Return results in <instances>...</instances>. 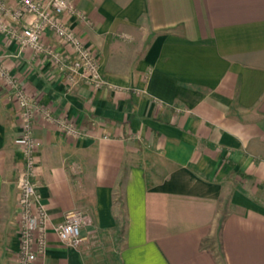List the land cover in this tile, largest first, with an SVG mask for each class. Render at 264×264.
Listing matches in <instances>:
<instances>
[{"label": "crops", "instance_id": "1", "mask_svg": "<svg viewBox=\"0 0 264 264\" xmlns=\"http://www.w3.org/2000/svg\"><path fill=\"white\" fill-rule=\"evenodd\" d=\"M70 1L99 87L0 31V69L16 81L0 76V264L19 248L15 88L33 103L48 213L34 264H96L98 251L113 264H264V0ZM10 12L0 19L21 29ZM42 39L74 56L51 30ZM72 209L92 222L75 247L54 229Z\"/></svg>", "mask_w": 264, "mask_h": 264}, {"label": "built area", "instance_id": "2", "mask_svg": "<svg viewBox=\"0 0 264 264\" xmlns=\"http://www.w3.org/2000/svg\"><path fill=\"white\" fill-rule=\"evenodd\" d=\"M7 6L0 0V11L11 10L12 18L21 20V29L11 27L7 21L0 19V31L7 38L15 39L22 48L28 47L37 55L49 54L61 73H66L67 81L74 84L83 79L88 84L99 87L103 79L99 72L98 61L93 50L84 44L77 33L66 23L64 14L74 13L75 8L70 0H12ZM51 30L56 38L65 45L74 48L72 58L52 50L43 42L46 30ZM76 75H79L76 78ZM0 76L10 85L16 81L3 69ZM14 95L18 105L21 131L22 165L18 170L16 185L18 189L17 206L19 208V248L17 264H34L45 253L47 245L48 213L39 200L34 177L36 175L35 152L38 141L33 136V106L27 94L15 88ZM45 116L50 118L49 112ZM67 132L78 135L77 130L68 123L61 122ZM90 216L79 209H72L64 214L62 222L55 226L58 239L69 246H77L87 239L82 228L91 225Z\"/></svg>", "mask_w": 264, "mask_h": 264}, {"label": "rangeland", "instance_id": "3", "mask_svg": "<svg viewBox=\"0 0 264 264\" xmlns=\"http://www.w3.org/2000/svg\"><path fill=\"white\" fill-rule=\"evenodd\" d=\"M96 250H99V247H97ZM94 255L96 258V264H113V261L109 258V255H107L105 251H98L97 253H94Z\"/></svg>", "mask_w": 264, "mask_h": 264}]
</instances>
